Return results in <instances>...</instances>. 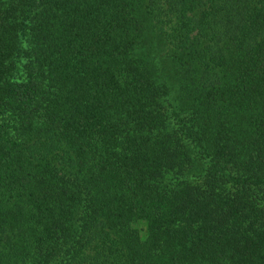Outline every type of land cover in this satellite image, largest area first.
I'll list each match as a JSON object with an SVG mask.
<instances>
[{"label":"trees","instance_id":"16d2710c","mask_svg":"<svg viewBox=\"0 0 264 264\" xmlns=\"http://www.w3.org/2000/svg\"><path fill=\"white\" fill-rule=\"evenodd\" d=\"M0 264H264V0H0Z\"/></svg>","mask_w":264,"mask_h":264}]
</instances>
